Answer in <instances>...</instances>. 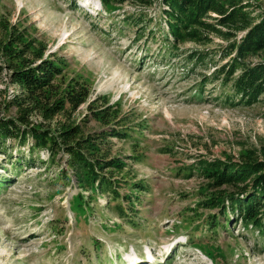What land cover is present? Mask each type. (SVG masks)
Segmentation results:
<instances>
[{
    "label": "rangeland",
    "instance_id": "rangeland-1",
    "mask_svg": "<svg viewBox=\"0 0 264 264\" xmlns=\"http://www.w3.org/2000/svg\"><path fill=\"white\" fill-rule=\"evenodd\" d=\"M251 1L254 14L264 13V0ZM130 14L152 19L139 40L140 29L124 22ZM0 17L27 25L47 42L46 53L66 58L65 79L81 75L92 97L105 95L140 123L132 142L113 140L112 152L128 163L129 179L151 187L135 217L139 226H132L104 207L102 195L85 209L78 189L56 178V167H15L0 155V264H264V240L250 225L233 219L212 233L202 225L207 211L190 210L202 180L175 171L199 155L237 159L264 149V106H222L213 84L200 86L209 62L194 66L185 58L216 50L220 39L179 42L177 55L164 52L156 5L106 11L100 0H0ZM0 89L8 99L15 86L0 77ZM84 113L83 105L76 119Z\"/></svg>",
    "mask_w": 264,
    "mask_h": 264
},
{
    "label": "trees",
    "instance_id": "trees-1",
    "mask_svg": "<svg viewBox=\"0 0 264 264\" xmlns=\"http://www.w3.org/2000/svg\"><path fill=\"white\" fill-rule=\"evenodd\" d=\"M100 3L106 11L126 3L142 8L156 5L165 30L157 28L165 39L164 52L170 55L178 54L173 48L179 42L209 46L214 38L220 39L223 44L214 51L194 50L185 56L194 66L209 62L211 71L203 75L200 86L213 84L214 98L222 106H264V13L254 14L251 0ZM145 16L124 17V22L140 29L138 40L144 35V23L152 22ZM46 51L47 42L31 33L27 25L0 17V77L15 86L8 99L0 89V155L15 167L40 165L47 171L56 167V178L78 189L76 196L85 209L102 195L106 209L139 226L135 217L144 193L151 192V187L129 179L128 163L112 151L114 139L134 140L140 123L133 125V116L121 113L105 95L92 97L81 75L65 79L68 60ZM83 105L85 113L76 119L75 113ZM92 121L97 127L89 126ZM161 150L173 153L171 147ZM42 152L45 157L40 156ZM261 153L246 150L237 159L199 155L175 168L177 175L202 180L196 191L201 198L190 210L207 211L202 214V225L209 232L217 227L226 229L238 219L264 240V149ZM128 158L139 161L143 157L132 154Z\"/></svg>",
    "mask_w": 264,
    "mask_h": 264
}]
</instances>
